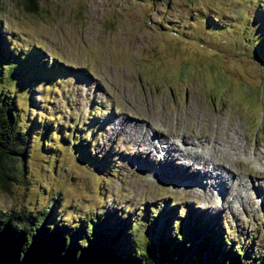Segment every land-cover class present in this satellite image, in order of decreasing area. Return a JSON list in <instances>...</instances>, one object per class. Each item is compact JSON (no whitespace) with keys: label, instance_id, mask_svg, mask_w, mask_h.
<instances>
[{"label":"rangeland","instance_id":"374dc122","mask_svg":"<svg viewBox=\"0 0 264 264\" xmlns=\"http://www.w3.org/2000/svg\"><path fill=\"white\" fill-rule=\"evenodd\" d=\"M37 2L29 14L0 0L6 79L30 137L0 211L51 205L64 229L123 224L141 242L153 213L155 232L203 219L264 263V65L253 50L264 0ZM193 150L195 165L181 166ZM197 163L232 181L197 179Z\"/></svg>","mask_w":264,"mask_h":264},{"label":"trees","instance_id":"16d2710c","mask_svg":"<svg viewBox=\"0 0 264 264\" xmlns=\"http://www.w3.org/2000/svg\"><path fill=\"white\" fill-rule=\"evenodd\" d=\"M22 3L27 13H38L37 0H22ZM261 21L264 23V18ZM262 37L253 45V50L261 56L258 58L261 66L264 65ZM9 54L0 46V188L5 193H10L16 176L20 173L24 176L30 143V137L20 129L18 102L6 79L4 66L8 64ZM53 209L50 205L36 214L0 211V264H264L256 254L247 255L245 245L236 244L232 249L231 234L224 233L222 228H208L209 222L203 219L194 226L180 223L163 226L155 232L153 213L151 218H146L152 236L149 237L147 227L142 232L146 241L141 242L135 230L122 231L123 224L110 226L108 222H100L97 227L91 221L82 229H64L62 223L54 220ZM235 233L242 236L237 228ZM251 241H246L248 246Z\"/></svg>","mask_w":264,"mask_h":264},{"label":"bare ground","instance_id":"6f19581e","mask_svg":"<svg viewBox=\"0 0 264 264\" xmlns=\"http://www.w3.org/2000/svg\"><path fill=\"white\" fill-rule=\"evenodd\" d=\"M147 131H145V132H143L142 133V136H145L146 134H144V133H146ZM142 138V137H141ZM156 138V137H155ZM175 138L176 137H174L172 140H175ZM183 138H186V137H183ZM182 138V139H183ZM231 138V137H230ZM229 138V139H230ZM148 139V138H147ZM146 139V140H147ZM177 139V138H176ZM182 139L180 140L181 141V143H183V144H192L193 145V147L195 146V147H197L198 145H195V143L192 141V142H189L188 143V141H182ZM188 139V138H187ZM237 139V138H236ZM235 139V140H236ZM160 140H162V139H160ZM159 140V141H160ZM190 140V139H189ZM239 140V139H238ZM159 141H157V143L159 144V149H160V147L162 148V144L161 143H159ZM240 141V140H239ZM210 142V141H209ZM170 143V142H169ZM176 143V142H175ZM154 144V143H153ZM164 144V143H163ZM174 144V142L173 143H171L170 145H173ZM237 145H238V143H237ZM177 146L179 147V145H178V143H177ZM231 146V145H230ZM232 147V146H231ZM235 147V146H234ZM239 147V146H238ZM144 148V147H143ZM158 148H156L155 147V150H157ZM179 149V150H178ZM178 149H173V150H175L177 153H178V155H180V156H183L184 154H185V152L184 153H182V151H180V148H178ZM194 149V148H193ZM152 150V149H151ZM161 150H164V149H161ZM167 150H170V148L168 147L167 148ZM144 151H146L145 150V148H144ZM152 151H154V150H152ZM162 153L163 154H165V152H163L162 151ZM145 154H146V152H145ZM199 154H200V152L199 153H197V151H191V152H187V155H192V156H186L184 159H181V160H177V161H181V166H182V163H184V164H186V165H191V164H193V165H195V163H196V161H197V156H199ZM153 155H160V154H157L155 151H154V154ZM152 155V156H153ZM195 155H197V156H195ZM147 156V155H146ZM193 156H195V158H192ZM154 157V156H153ZM155 159H156V157H154ZM189 158V159H188ZM169 159V158H168ZM190 161V160H192V161H190L189 163L187 162V161ZM136 161V160H135ZM164 161H166V160H164ZM173 161H176L175 159L173 160ZM201 161V160H200ZM192 162V163H191ZM191 163V164H190ZM201 163V162H200ZM200 163H197L199 166H197V168L198 169H200V170H204V171H202V172H205L204 173V175L202 176V177H200V176H198L197 177V179H202L203 180V178H207V179H209V178H212L214 181V185H220L221 184V182L222 181H225V180H227L228 182H230V181H232L231 180V178H229V177H227V176H223V174H221L222 172L221 171H219V168L218 167H214L213 165H212V167L210 166L209 168L208 167H205L204 165H200ZM202 164H206V163H202ZM216 164V163H215ZM217 175H219V176H221V179H219V177L217 176ZM216 178L218 179V180H216ZM181 180H183V179H181ZM213 182H209V184L212 186L213 185ZM235 182H237V187H239V188H244L245 186H247V184H246V182L245 181H239L238 179H235V181H234V183ZM208 183V181H206L205 183H203V182H201V185H203V184H207ZM233 183V184H234ZM229 185V184H228ZM207 186V185H206ZM221 187H222V185H221ZM223 190H225V191H227L226 190V187L224 188L223 187ZM239 197H241V192H240V190H237L236 191V194L233 196V200H235V199H237V198H239ZM229 202H233V201H229ZM228 202V203H229ZM227 203V204H228Z\"/></svg>","mask_w":264,"mask_h":264}]
</instances>
